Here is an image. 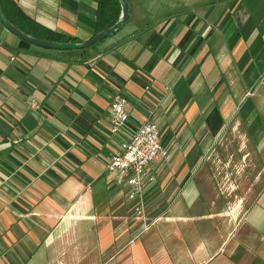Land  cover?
I'll list each match as a JSON object with an SVG mask.
<instances>
[{"label":"crops","instance_id":"crops-1","mask_svg":"<svg viewBox=\"0 0 264 264\" xmlns=\"http://www.w3.org/2000/svg\"><path fill=\"white\" fill-rule=\"evenodd\" d=\"M14 1L63 43L95 35L97 0ZM126 1V25L86 48L0 24V264H264V0ZM116 97L128 120L112 135ZM146 121L170 158L130 198L105 163ZM244 137L259 160L234 213L213 156Z\"/></svg>","mask_w":264,"mask_h":264},{"label":"built area","instance_id":"built-area-1","mask_svg":"<svg viewBox=\"0 0 264 264\" xmlns=\"http://www.w3.org/2000/svg\"><path fill=\"white\" fill-rule=\"evenodd\" d=\"M126 100L116 97L110 104V133L119 135L126 126L128 114L125 111ZM33 109L39 106L32 102ZM19 139H14L16 145ZM169 152L164 149L160 141L158 127L146 121L141 124L131 135L123 139L117 147V151L111 155L105 163V171L113 174L117 185H124L131 191L130 198L140 196L145 180L147 169L159 161L169 160Z\"/></svg>","mask_w":264,"mask_h":264},{"label":"rangeland","instance_id":"rangeland-1","mask_svg":"<svg viewBox=\"0 0 264 264\" xmlns=\"http://www.w3.org/2000/svg\"><path fill=\"white\" fill-rule=\"evenodd\" d=\"M126 24H124L125 26ZM128 27V26H127ZM250 91L251 89L249 88H244L245 93L247 91ZM251 107H252V101L251 100H245V102L242 104V112L244 113H249L251 111ZM256 118H254L253 120H255ZM257 120L254 121V123H256ZM229 135V134H228ZM233 138V136H232ZM246 138L244 137V139L242 140L243 143H246L245 146L246 148L244 149L243 154L244 155V168H243V174H242V178L244 181V184L241 185H237L238 181L240 179H242L235 174L236 172V168H234L232 165L235 164V162L237 160L240 159L241 154L240 153H236L233 150H231V147H227L226 149L224 148L223 151H220L216 148V154L217 157L213 156V160H217L219 158V160H221L220 162H216V164L218 165V169L214 171L215 176L217 178V183L218 185H215L216 190L219 192L222 191L223 195L226 196L225 200H220L219 201V206L218 207H222L220 209H224V210H234V213H238L241 211V207L245 208L246 204L248 203V201L250 200V197H248V199L246 201H243V204L240 203V205H237V202H241V197L245 194V192L248 190V188L250 187V183L253 180V177L256 175L257 173V167H252L253 162L257 161V158L259 160V157H256V155L252 152H250V146H248ZM233 143V146H235V143L238 142V140L234 141L231 140L230 143ZM249 154V155H248ZM191 155H195V150L192 152ZM248 155V156H247ZM232 160V163L228 162V161ZM241 176V175H240ZM238 177V179H237ZM237 179V181H236ZM237 182V183H236ZM223 185V186H222ZM237 207L236 211L235 208Z\"/></svg>","mask_w":264,"mask_h":264},{"label":"trees","instance_id":"trees-1","mask_svg":"<svg viewBox=\"0 0 264 264\" xmlns=\"http://www.w3.org/2000/svg\"><path fill=\"white\" fill-rule=\"evenodd\" d=\"M0 10L4 18L19 31L34 38L49 42H68L70 38L44 28L28 17L14 0H0ZM118 0H97L95 14V34L112 26L119 18Z\"/></svg>","mask_w":264,"mask_h":264},{"label":"water","instance_id":"water-1","mask_svg":"<svg viewBox=\"0 0 264 264\" xmlns=\"http://www.w3.org/2000/svg\"><path fill=\"white\" fill-rule=\"evenodd\" d=\"M119 6H120V15L118 20L109 28L96 33L91 39L88 41H85L83 43H61V42H49L45 40H40L37 38H34L32 36H29L21 31H19L17 28H15L13 25H11L3 16L0 10V24L11 34L18 37L19 39L38 46L42 48L47 49H80V48H86L89 47L111 35L116 34L119 29L127 22L128 19V5L126 0H118Z\"/></svg>","mask_w":264,"mask_h":264}]
</instances>
